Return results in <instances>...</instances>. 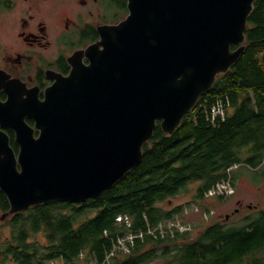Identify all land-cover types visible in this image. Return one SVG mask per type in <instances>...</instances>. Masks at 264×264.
Here are the masks:
<instances>
[{
  "label": "water",
  "instance_id": "water-1",
  "mask_svg": "<svg viewBox=\"0 0 264 264\" xmlns=\"http://www.w3.org/2000/svg\"><path fill=\"white\" fill-rule=\"evenodd\" d=\"M255 1L127 0L126 17L100 25L44 98L0 79V188L10 202L1 219L99 198L137 167L158 125L172 133L239 59ZM4 127L16 131L18 153Z\"/></svg>",
  "mask_w": 264,
  "mask_h": 264
},
{
  "label": "trees",
  "instance_id": "trees-1",
  "mask_svg": "<svg viewBox=\"0 0 264 264\" xmlns=\"http://www.w3.org/2000/svg\"><path fill=\"white\" fill-rule=\"evenodd\" d=\"M13 3L0 0V10ZM118 4L128 14L127 0H108L106 21L117 18L109 14ZM245 44L239 59L218 75L177 128L166 133L159 124L144 145L139 165L101 197L42 203L7 216L4 223L11 234L0 243V264H51L60 259L61 264H151L155 258L163 264H264V208L241 225L205 224L195 237L192 231L176 229L165 236L147 233L149 226L180 214L186 203L170 208L162 203L190 185L197 184L194 201H199L218 181L230 179L236 185L246 170L253 180L264 179V0L254 2ZM227 98L226 116L213 122L206 109ZM9 209L0 188V211ZM120 214L129 215L132 224L118 221ZM139 231L146 234L135 237L130 253H116L106 261L119 236ZM82 251L85 258H80Z\"/></svg>",
  "mask_w": 264,
  "mask_h": 264
},
{
  "label": "rangeland",
  "instance_id": "rangeland-1",
  "mask_svg": "<svg viewBox=\"0 0 264 264\" xmlns=\"http://www.w3.org/2000/svg\"><path fill=\"white\" fill-rule=\"evenodd\" d=\"M115 7V11L110 12L109 15L110 18L115 13L118 16L108 20V23L126 17L123 7L119 4ZM102 8L104 6L101 5V1L98 3L97 0H14L12 7L0 10V55L15 54L20 49L22 42L17 32L23 20L30 19L31 14L35 15L36 21L42 20L48 26V39L51 41L52 47L47 53L52 54L57 52L61 45L59 34L62 33L60 31L65 19L68 17L80 18L82 28L86 24L96 26L107 20V12H104ZM70 23L72 22L70 21ZM237 167L238 165L234 166V168ZM250 175L251 173L246 170L243 175L237 178L236 185L231 186L230 183L226 189L220 192L221 194L205 195L199 201H194L197 186L195 183L177 196L167 198L162 204L170 208L186 203L190 207L191 210L178 219L190 227L191 237H195L205 224L215 221H221L227 226L241 225L247 216L255 214L259 208H264V179L253 180ZM232 187L233 192L230 193ZM206 211L209 213L208 216H206ZM2 214L0 211V243L11 234L10 227L4 223L6 218L1 219ZM195 224L198 228H194ZM39 238L45 239L43 234H39ZM59 263L61 264L62 261ZM151 264H163V259L155 258Z\"/></svg>",
  "mask_w": 264,
  "mask_h": 264
},
{
  "label": "flooded vegetation",
  "instance_id": "flooded-vegetation-1",
  "mask_svg": "<svg viewBox=\"0 0 264 264\" xmlns=\"http://www.w3.org/2000/svg\"><path fill=\"white\" fill-rule=\"evenodd\" d=\"M14 0H12L13 2ZM101 1V5L104 6L102 10H107L106 2L108 0ZM84 2V1H83ZM70 21L72 23H70ZM118 22L114 20L110 23ZM108 23L107 21L102 24ZM99 25L86 24L83 28L80 24V18L74 19L68 17L63 23L61 28L62 32L59 34V45L57 52L52 54L47 53L52 47L51 41L48 39V26L40 20H35V15L31 14L30 19H24L21 27L19 28L17 35L22 42V46L15 54L0 55V79L5 82L11 80H18L19 85L23 87L25 96L28 94H35L40 98L45 97V89L47 86L54 82V79L50 78L51 75L63 74L68 75L72 69V64L69 60L76 51L85 49L88 45L96 42L100 39V32L98 30ZM85 63H89L87 56L83 58ZM37 88L34 93L31 89ZM0 98L7 100L8 94L2 89L0 91ZM27 122L34 126L35 121L33 118L27 116ZM10 137V144L13 147V142L18 146V152L20 149L19 144L16 141V131L10 127L3 128ZM35 134H39L38 130H35ZM14 148V147H13ZM15 150V149H14ZM16 151V150H15ZM17 152V151H16ZM17 152V153H18ZM132 250V249H131ZM120 251L121 254L130 253ZM117 253V252H116ZM115 253V254H116ZM86 253L82 251L80 258H85ZM110 258L106 256V261ZM57 260L55 264H60Z\"/></svg>",
  "mask_w": 264,
  "mask_h": 264
},
{
  "label": "built area",
  "instance_id": "built-area-1",
  "mask_svg": "<svg viewBox=\"0 0 264 264\" xmlns=\"http://www.w3.org/2000/svg\"><path fill=\"white\" fill-rule=\"evenodd\" d=\"M227 103V104H226ZM229 105V100L227 98L226 102L222 99H218L214 105H212L210 111L206 109V113L208 115V118H210L213 122L216 120L217 117L224 118L226 116V107ZM231 180L230 179H224L215 184L213 187L208 189V191L205 193V195H213V194H221L220 192L228 187L230 185ZM233 184L231 183V186ZM233 192V187L230 190V193ZM190 207L188 205L183 207V210L180 212V214H177L174 218H171L169 220L160 221L158 226L156 227H148L147 233L155 234L157 231H160L162 235L170 232L174 233L175 229L183 231H190V227H188L185 223H183L178 217L180 218L181 215H186L190 211ZM209 213L206 211V216H208ZM117 220L120 222H123L130 226L132 224V220L129 215L127 214H120L117 216ZM170 228L171 230H169ZM146 232L139 231L138 233L129 232L126 236H119L117 239V242L114 245V248L110 253H108L107 257L111 258V256H114L116 251L119 249L121 251L129 252V250L132 249L134 245L135 237H144ZM54 264V262H52Z\"/></svg>",
  "mask_w": 264,
  "mask_h": 264
},
{
  "label": "bare ground",
  "instance_id": "bare-ground-1",
  "mask_svg": "<svg viewBox=\"0 0 264 264\" xmlns=\"http://www.w3.org/2000/svg\"><path fill=\"white\" fill-rule=\"evenodd\" d=\"M218 182H220V181H218ZM218 182H217V183H218ZM217 183H216V184H217ZM168 229L171 230L170 228H168ZM144 232H145V231H144ZM149 234H152V233H149ZM167 234H168V233L164 234L163 236H165V235H167ZM118 250H119V249H118ZM118 250L116 251L117 253H119V252L121 251V250H120V251H118Z\"/></svg>",
  "mask_w": 264,
  "mask_h": 264
}]
</instances>
